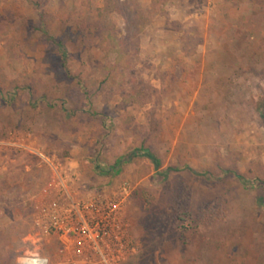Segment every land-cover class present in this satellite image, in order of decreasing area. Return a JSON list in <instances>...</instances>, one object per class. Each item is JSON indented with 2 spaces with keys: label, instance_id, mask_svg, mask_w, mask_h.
Returning <instances> with one entry per match:
<instances>
[{
  "label": "rangeland",
  "instance_id": "rangeland-1",
  "mask_svg": "<svg viewBox=\"0 0 264 264\" xmlns=\"http://www.w3.org/2000/svg\"><path fill=\"white\" fill-rule=\"evenodd\" d=\"M36 152L130 184L129 264H264V0H0V264L61 258Z\"/></svg>",
  "mask_w": 264,
  "mask_h": 264
},
{
  "label": "built area",
  "instance_id": "built-area-1",
  "mask_svg": "<svg viewBox=\"0 0 264 264\" xmlns=\"http://www.w3.org/2000/svg\"><path fill=\"white\" fill-rule=\"evenodd\" d=\"M35 154L51 171L37 210L41 229L59 245L56 264H129L138 250L127 218L130 184L84 191L73 162ZM20 264L53 263L47 256L31 255Z\"/></svg>",
  "mask_w": 264,
  "mask_h": 264
},
{
  "label": "trees",
  "instance_id": "trees-1",
  "mask_svg": "<svg viewBox=\"0 0 264 264\" xmlns=\"http://www.w3.org/2000/svg\"><path fill=\"white\" fill-rule=\"evenodd\" d=\"M58 44L60 47H63V44L61 42H59ZM143 155L145 157L149 158L157 169L161 168V166H162L161 161L157 158L156 155H154L153 153H151L149 151L144 152ZM172 171H173L172 169H168L166 176L168 175L169 172H172ZM201 177H206V175L202 174ZM136 201H138V203L142 207H144L146 210L151 211V209L155 203V198L151 194H149L145 191H142V192L137 194Z\"/></svg>",
  "mask_w": 264,
  "mask_h": 264
}]
</instances>
